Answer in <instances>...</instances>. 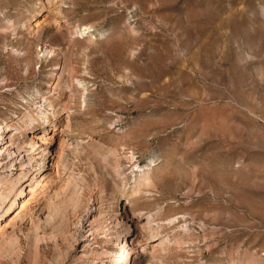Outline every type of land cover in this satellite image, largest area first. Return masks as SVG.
Listing matches in <instances>:
<instances>
[{
    "label": "rangeland",
    "instance_id": "1",
    "mask_svg": "<svg viewBox=\"0 0 264 264\" xmlns=\"http://www.w3.org/2000/svg\"><path fill=\"white\" fill-rule=\"evenodd\" d=\"M41 109L44 129H26ZM0 122L10 150L34 156L27 172L46 150L44 174L0 220V264H110L112 190L146 164L118 264H227L223 248L238 245L264 264V0H0ZM32 134L44 142L31 151ZM59 201L51 222L36 218ZM158 207L185 214L184 249L136 225L131 213Z\"/></svg>",
    "mask_w": 264,
    "mask_h": 264
},
{
    "label": "bare ground",
    "instance_id": "2",
    "mask_svg": "<svg viewBox=\"0 0 264 264\" xmlns=\"http://www.w3.org/2000/svg\"><path fill=\"white\" fill-rule=\"evenodd\" d=\"M11 34H12V36L15 35L14 32ZM45 52H46V54L53 53L52 51L46 50V49H45ZM33 93H35V91H33ZM47 113L48 112L41 109L38 112L37 118H33L30 116L28 118V121L25 122L26 129L34 128L36 126V124L42 125V129H44V124H45L44 120L47 119ZM56 125H57V123H52L51 127L54 128ZM8 128H10L9 124H4V123L0 122V158L3 154H5L6 159H7L5 164H2L1 163L2 159H0V170H1L0 171V220L5 219L6 216L9 214V212L11 211L12 207L14 205L18 204L19 200L23 197V194H24L26 187H29V189L33 188L34 184L37 183L38 178H40V176H42L44 174V171L46 168V156H45L46 150L42 149L40 154L38 155L40 157L39 162H37V164H36L38 166V168H36L30 172H27L25 170V167L27 165H29L32 162V160H34V156L33 155H27V154L26 155L16 154V151L20 148V146H16L15 151H13V152L10 150V148H11L10 146L12 145L11 138H12L13 133L9 132ZM18 132H20V131H18ZM40 137L41 136H37V135L32 134L30 141L27 143V145L29 146L31 151L36 149L35 147L37 144H41L42 142H44V139H41ZM78 147H79V144L77 142H75L74 148H75L76 152H77ZM71 150H72V147H71ZM27 151L28 150H26V153H27ZM73 153H75V152H73ZM57 159L55 162H53L55 169L58 168ZM60 161L61 160H59V162ZM67 166H68V162L62 161V167L64 168V170L67 169ZM13 168L16 169V172L12 171ZM149 171H150L149 165H147V164L140 169H139V167H137V169H135V172H134V170L131 171V172H134L133 177H132L133 183L131 186H128V188H126L124 186V188L122 189L121 192H119L118 189H115V188H114V190H112V196L111 197L113 198V200L108 204V208L106 211L107 212H113V213L115 212V214H113L114 215V221H115L114 222L115 227L117 229L115 239H116V244L118 246L119 252L117 255H110L112 257L110 260V264H118V262L120 260L123 261L129 253V247H128L127 239L132 236L133 231L131 230V226H132L131 223L128 222V220L126 218L127 214H128V212L126 210V208H127L126 207L127 206L126 200L128 201V200L133 199L134 195L132 192H135L134 189H135L136 185H138L140 182H143V181L147 182L148 181ZM113 172L116 176L120 175L119 172H117L116 168H113ZM65 181H67V183H69L70 177H67ZM87 199L88 200L85 201L84 196H79V198H77V200H78L77 204H79V205L83 204V206H84L83 208H85V207H87V203L89 204V202L92 200L91 197L87 198ZM73 201H75V200H73ZM59 202L55 208L53 207V209L51 208L50 210H48V208H47L48 213L44 218L43 217H41V218L36 217V218L39 220L40 219L43 220L42 222H44V221L51 222L50 219L53 216L55 217L57 215L58 211L65 207V202L64 203H61V201H59ZM51 207H52V204H51ZM76 207L77 206H75V208ZM64 209H66V208H64ZM120 210H122V212ZM141 211L142 210L140 209V210H138V212L136 214L131 213V215L134 218V221L136 220V223H137L136 225H140V229L143 232V236L147 240H152V239L157 238V240H158L157 245L159 247L164 248L166 245H174L181 250L184 249L185 245H187V241H185L184 238L185 237H188V238L192 237L189 224H186V220H182V218L185 217L184 213H181V214H164L163 208H161V207H158L154 213H151V212L141 213ZM98 213H99V211H98ZM32 221L34 222V220H32ZM35 221L36 222H34V226L37 227V224L39 221L38 220H35ZM179 223L181 225H179ZM32 224L30 222L31 227L33 228ZM79 224H81V222H79ZM80 226L82 227V225H80ZM81 227H79V229H77L78 227L77 228L75 227V231H76L75 234L76 235L70 236V239H69L70 242L67 243V244H69L70 248H72V246H74L75 243L77 242V240H78L77 237H78V234L80 232ZM203 227H204V225L200 224V228H202V231L206 232L207 229H204ZM92 228L93 227H91L88 230L92 231ZM101 229H102V226H101ZM103 230H105V229L103 228ZM6 232L0 231V240L2 239V236L4 235V233H6ZM162 232H165L164 235H161ZM12 237H14V236H12ZM12 237H11V239H12ZM15 243H16V241H15ZM15 243H14V245H15ZM11 244H13V243H11ZM81 246H83V245H81ZM16 248H17V246H16ZM17 249H19V248H17ZM17 249H15V250L17 251ZM67 250H68V248H67ZM12 251H11V253L14 254L15 252L13 253ZM83 252H84V250H83ZM16 254L18 255L17 258H19V252H17ZM222 254L227 256V258H228L227 264H261V261L258 260V258H256L255 253H252L251 251L248 250V248H242L239 245H238V247L235 246V247H230L227 249H226V247L223 248ZM93 255L95 256L97 254H93ZM74 257H75V255H74ZM72 258H73V256H72ZM68 264H97V263L96 262H89L88 259L85 260V259L77 257ZM102 264H104V263H102ZM154 264H163V262L154 260Z\"/></svg>",
    "mask_w": 264,
    "mask_h": 264
}]
</instances>
